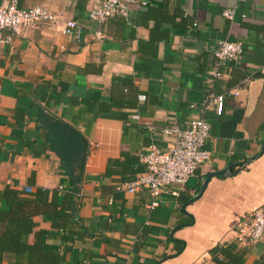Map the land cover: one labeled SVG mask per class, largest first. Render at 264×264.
Segmentation results:
<instances>
[{
    "label": "crops",
    "instance_id": "crops-1",
    "mask_svg": "<svg viewBox=\"0 0 264 264\" xmlns=\"http://www.w3.org/2000/svg\"><path fill=\"white\" fill-rule=\"evenodd\" d=\"M99 2L19 0L59 20L22 28L0 45V190L55 188L59 203L77 191V234L64 241L38 213L28 242L45 231L47 249L64 264H216L212 250L229 245L244 251L239 264H264V238L236 242L240 221L264 204V0L130 2L126 16L102 23L89 17ZM226 8L233 18L223 16ZM71 18L78 37L61 31ZM222 40L240 41L244 51L215 83L218 93L242 85L218 115L202 103ZM40 109L86 140L79 181L53 151ZM201 114L210 123V157L183 186H167L154 206L146 188L121 187L143 169L149 144L171 145L164 127L185 128Z\"/></svg>",
    "mask_w": 264,
    "mask_h": 264
},
{
    "label": "built area",
    "instance_id": "built-area-1",
    "mask_svg": "<svg viewBox=\"0 0 264 264\" xmlns=\"http://www.w3.org/2000/svg\"><path fill=\"white\" fill-rule=\"evenodd\" d=\"M148 1L100 0L96 6L90 9L89 17L102 23L116 14L126 16L127 4L130 2L145 6ZM234 13L232 8L222 11L223 16L230 19L233 18ZM58 20V15L43 5L24 8L19 6V0H0V45L9 43L12 36L22 28L33 27L40 21L56 23ZM61 24L63 33L76 37L80 35L81 28L76 20L66 19ZM101 34L102 32H97L98 37ZM243 51L244 47L240 41L222 40L218 42L213 50V68L206 77L209 90L203 100L202 107L213 106L216 114L220 115L224 110L226 97L239 95L242 85L228 88L219 93L214 91V86L217 80L227 77L230 63H238ZM138 98L144 100L145 95L140 94ZM191 106L194 105L191 104ZM163 132L173 135L174 140L171 145L164 150L155 143L149 144L139 156L144 167L143 170L121 185L130 193L146 188L152 197L151 206L158 204V197L167 186L171 184L183 186L201 163L210 157V150L206 147L210 136V123L203 114L192 117L185 128L168 126L163 128ZM263 238L264 204L240 221L236 242L246 245L259 242Z\"/></svg>",
    "mask_w": 264,
    "mask_h": 264
},
{
    "label": "trees",
    "instance_id": "trees-1",
    "mask_svg": "<svg viewBox=\"0 0 264 264\" xmlns=\"http://www.w3.org/2000/svg\"><path fill=\"white\" fill-rule=\"evenodd\" d=\"M38 120L47 131L53 151L63 162L67 173L74 179L84 148L82 135L60 119L47 114L43 109H40ZM76 192V190L63 192L59 203L58 189L55 188L38 186L35 191L29 193L18 191L8 185L2 188L0 190V202L3 204V207L0 206V264H64L58 253L47 249L44 242L47 237L45 231L35 232L32 243L28 242V237L35 226L33 216L43 213L53 227L64 231L62 235L64 241L72 239L77 234L75 227L78 224L77 204L74 201ZM5 253H13L16 258L6 262L3 258ZM212 253L216 264H239L244 251L237 249L236 245H229L215 248ZM218 253L222 256H218ZM224 257L227 261H224Z\"/></svg>",
    "mask_w": 264,
    "mask_h": 264
},
{
    "label": "water",
    "instance_id": "water-1",
    "mask_svg": "<svg viewBox=\"0 0 264 264\" xmlns=\"http://www.w3.org/2000/svg\"><path fill=\"white\" fill-rule=\"evenodd\" d=\"M82 141L84 143V148H83V152L81 155V159L80 162L77 165V170L75 172V174H77V179L79 181L80 177H81V173H82V169H83V165H84V161H85V157H86V147H87V142L86 140L82 137ZM210 177V176H209ZM207 177V179L209 178ZM196 198V197H195ZM194 200V199H193Z\"/></svg>",
    "mask_w": 264,
    "mask_h": 264
}]
</instances>
